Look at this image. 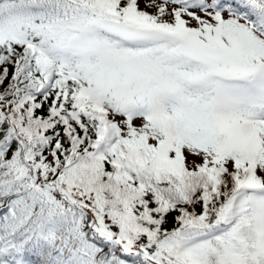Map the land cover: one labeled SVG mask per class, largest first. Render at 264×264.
I'll use <instances>...</instances> for the list:
<instances>
[{"label": "snow or ice", "instance_id": "obj_1", "mask_svg": "<svg viewBox=\"0 0 264 264\" xmlns=\"http://www.w3.org/2000/svg\"><path fill=\"white\" fill-rule=\"evenodd\" d=\"M0 264H264V0H0Z\"/></svg>", "mask_w": 264, "mask_h": 264}]
</instances>
